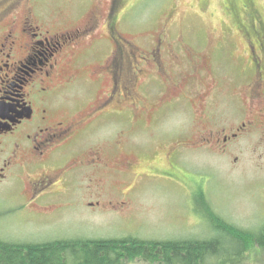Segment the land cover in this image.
<instances>
[{
    "label": "rangeland",
    "instance_id": "1",
    "mask_svg": "<svg viewBox=\"0 0 264 264\" xmlns=\"http://www.w3.org/2000/svg\"><path fill=\"white\" fill-rule=\"evenodd\" d=\"M3 1L0 8L6 7ZM110 2L27 0L33 17L50 25L48 29H72L92 12L99 15L96 36L86 39L74 61L77 75L84 79L79 115L99 98L95 92L86 94L91 64L103 62L115 49L106 31ZM114 20L121 38L134 44L126 43L127 50L146 49L158 39L168 41L171 47L163 51L168 50V66L174 64V84L182 86L179 91L170 90L165 76L159 70L152 72L160 77L159 85L153 87L156 105L148 98L157 109L151 114L156 121L142 117L130 124L125 118L117 119L81 141V150L103 143L111 159L128 152L138 156L135 172L128 177L113 173L98 197L80 183L63 186L55 206L37 213L22 196L23 172L20 181L1 185L0 239L46 243L129 236L157 241L217 237L227 244L229 237L210 227L209 210L235 226L259 231L264 226V122L256 119L260 129L233 144L225 155L187 148L205 130L229 131L250 116L247 95L255 76L253 57L261 60L260 75H264V0H122ZM189 60L200 63L196 80ZM182 74L188 75L185 82ZM195 86L206 91L205 101L191 94ZM127 111L120 112L128 116ZM176 146L183 154L177 166L170 168L168 157L173 158ZM113 199L127 200L129 208L113 210L107 204ZM242 264H264V250L251 251Z\"/></svg>",
    "mask_w": 264,
    "mask_h": 264
},
{
    "label": "flooded vegetation",
    "instance_id": "2",
    "mask_svg": "<svg viewBox=\"0 0 264 264\" xmlns=\"http://www.w3.org/2000/svg\"><path fill=\"white\" fill-rule=\"evenodd\" d=\"M110 1L106 31L115 49L103 62L91 64L86 94L95 92L99 98L81 115L78 99L83 98L79 90L84 79L77 75L74 61L86 39L96 36L98 13L92 12L83 24L72 29H48L50 25L33 17L27 0L1 3L6 7L0 8V186L20 181L23 172L24 202L29 208L35 207L37 213L55 206V197L60 196L63 186L80 183L98 197L113 173L121 177L132 175L139 166L138 156L128 152L111 155L115 156L111 159L103 143L81 150V141L95 131L107 129L117 119L125 118L130 124H137L142 117L155 119L151 114L157 109L149 105L148 98L155 104L153 87L159 85L160 77L152 72L159 70L170 90L179 91L182 86L174 84V64L168 66V50L163 51L171 47L168 41L158 39L138 51L126 49V43L134 44L121 38L114 20L122 0ZM260 61L253 57L255 76L248 88V119L229 131L205 130L187 150H214L225 155L233 144L260 129L255 121L264 122ZM188 62L196 80L200 63ZM181 76L185 82L188 75ZM193 91L197 100L205 101L206 91L198 86ZM127 109L128 116L120 112ZM121 132L125 134V130ZM182 150L176 146L173 158L168 157L170 168L177 166ZM107 204L120 211L129 206L127 200L113 199Z\"/></svg>",
    "mask_w": 264,
    "mask_h": 264
},
{
    "label": "trees",
    "instance_id": "3",
    "mask_svg": "<svg viewBox=\"0 0 264 264\" xmlns=\"http://www.w3.org/2000/svg\"><path fill=\"white\" fill-rule=\"evenodd\" d=\"M196 199L200 201L199 197ZM208 220L212 229L229 237V246L217 237L157 241L129 236L122 239H61L46 243H14L0 239V264H125L141 261L150 264H242L251 251L264 250V226L259 231L243 229L211 210Z\"/></svg>",
    "mask_w": 264,
    "mask_h": 264
}]
</instances>
